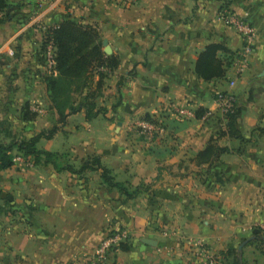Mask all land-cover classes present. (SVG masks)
<instances>
[{
  "label": "crops",
  "instance_id": "crops-1",
  "mask_svg": "<svg viewBox=\"0 0 264 264\" xmlns=\"http://www.w3.org/2000/svg\"><path fill=\"white\" fill-rule=\"evenodd\" d=\"M227 4L254 28V51L243 75L232 66L225 78L207 82L195 72L200 53L212 44L232 52L243 46L241 35L219 20ZM66 19L95 27L103 52L107 39L112 54L104 53L120 65L103 70L97 104L105 114L92 121L84 111L69 116L37 148L67 155L76 168L98 156L117 182L138 194L131 199L108 188L98 171L74 175L40 165L32 166V179H21L15 164L0 172V190H11L18 210L29 201L30 224L23 229L18 223L10 247H0V255L8 252L14 260L0 264H92L101 242L119 229L130 232V250L111 252L106 264H223L221 254L230 249L243 264H264V254L251 244L264 234V0H139L133 6L9 0L0 25V123L15 140L59 126L42 47L44 29ZM99 79L95 74L94 86ZM226 92L238 97L233 137L216 103ZM148 115L165 125L153 141L135 131ZM212 140L229 152L199 164L198 154ZM13 175L15 181H5Z\"/></svg>",
  "mask_w": 264,
  "mask_h": 264
},
{
  "label": "trees",
  "instance_id": "trees-1",
  "mask_svg": "<svg viewBox=\"0 0 264 264\" xmlns=\"http://www.w3.org/2000/svg\"><path fill=\"white\" fill-rule=\"evenodd\" d=\"M228 7L229 4L223 6L221 12L229 11ZM8 8L9 0H0V25L6 21L5 13ZM50 44L55 49V66L53 73L47 72L45 80L50 90L51 100L59 115V126L48 132H42L30 140L18 141L11 138L5 124L0 123V172L10 170L15 166L13 153L17 151L25 159H29L34 166H52L58 173L69 172L82 175L86 172H101L102 181L108 188L118 190L127 198L133 199L138 191L131 193L129 187L117 182L111 170L103 166L100 157H89L81 162L79 168H76L67 155L37 148L41 139H52L60 128L66 125L69 116L84 111L86 120L92 121L99 115L105 114L106 111L99 108L97 104V100L104 92L106 75L103 70L113 72L120 65L117 57L107 56L103 52L101 35L95 27L85 26L71 19L45 28L43 58ZM239 54L240 50L232 52L222 45H209L198 57L195 65L196 75L207 82L223 79L227 71L239 59ZM95 74L99 75L100 79L94 86ZM205 115V112L197 113L199 118ZM239 116L240 110L237 103L235 109L225 116L231 137L237 134L236 124ZM32 117L29 114L27 118ZM151 118L150 115L145 117V119ZM261 132L264 133V129H261ZM5 139L9 142L5 143ZM226 152H229L227 148L219 147L212 140L205 150L198 154L197 160L199 164L208 163ZM251 244L264 254V234L255 235ZM117 249L128 252L130 245L128 242L123 243ZM221 258L223 264H243L241 254L235 249L222 253Z\"/></svg>",
  "mask_w": 264,
  "mask_h": 264
},
{
  "label": "built area",
  "instance_id": "built-area-1",
  "mask_svg": "<svg viewBox=\"0 0 264 264\" xmlns=\"http://www.w3.org/2000/svg\"><path fill=\"white\" fill-rule=\"evenodd\" d=\"M123 6L136 5L139 0H110ZM219 20L226 25L233 27L242 37L243 46L240 50L239 59L233 65L236 69L237 76L243 75L249 68V57L254 51V37L255 30L250 23L244 21L232 11H223L219 13ZM45 31V29H44ZM12 54V53H11ZM47 72L53 73L55 66V49L52 44L47 47L44 53ZM235 81L230 83V87L234 88ZM216 103L223 116L232 112L238 103V97L233 92L220 93L217 96ZM179 114L183 116L193 117V114L187 110L179 111ZM150 141L161 136L165 132L164 120L160 117L151 119H143L136 125ZM16 161V160H15ZM130 239V233L126 229H119L117 231L110 232L106 238L101 242L97 251L92 255V264H106L110 253L114 248L120 247L121 244L127 243ZM200 252L206 257L208 261L215 262L216 257L214 254H210L202 245L198 244Z\"/></svg>",
  "mask_w": 264,
  "mask_h": 264
},
{
  "label": "rangeland",
  "instance_id": "rangeland-1",
  "mask_svg": "<svg viewBox=\"0 0 264 264\" xmlns=\"http://www.w3.org/2000/svg\"><path fill=\"white\" fill-rule=\"evenodd\" d=\"M15 50V49H14ZM15 54V53H14ZM14 58V57H13ZM47 70V67H46ZM141 137L145 138L146 140H148L146 138V136L144 135V133L138 128L136 127L135 130ZM160 137V136H158ZM157 137V138H158ZM155 140V139H154ZM150 141V140H148ZM153 141V140H152ZM13 155L15 156V162H16V170L14 171V173H19L18 176L21 179H32L33 176V163L29 160V159H25L21 154H19L17 151H15L13 153ZM71 162V160H70ZM33 166V167H32ZM17 175H13L12 177H4L5 181H9L10 178H13L14 181L16 180ZM1 179V176H0ZM4 181V182H5ZM1 183V182H0ZM11 191V190H10ZM9 190H5V189H1L0 190V247L3 246L4 248H8L10 247V243H13V240L11 236L14 235L13 230H15V227H17V225H19L18 223H22L23 224V229L29 227V222L28 220H30L31 217V211L28 208V202L27 204L22 205L23 206V210H18L16 207L18 206L17 203H15V196H13V194L11 195ZM12 197V199L14 200H10L9 197ZM17 196V195H16ZM18 197V196H17ZM31 201V200H30ZM20 208V207H19ZM121 230V229H120ZM127 230V229H126ZM27 231V230H25ZM130 233V232H129ZM117 248H114L112 250L116 251ZM6 254H8V252H4L3 255H0V259H3L1 261L4 260H9V261H13L14 258H12L11 256H7Z\"/></svg>",
  "mask_w": 264,
  "mask_h": 264
},
{
  "label": "water",
  "instance_id": "water-1",
  "mask_svg": "<svg viewBox=\"0 0 264 264\" xmlns=\"http://www.w3.org/2000/svg\"><path fill=\"white\" fill-rule=\"evenodd\" d=\"M103 46H104V52H105L107 55H111V54H112V50H111V47L109 46V42H108L107 39H104V40H103ZM262 77H264V72H263V74H262ZM145 243L148 244V245H150V246H155V245H156V243H154V242H152V241H150V240H146ZM245 244H246V243H244V244L239 248V251H242V249H243V247H244Z\"/></svg>",
  "mask_w": 264,
  "mask_h": 264
}]
</instances>
